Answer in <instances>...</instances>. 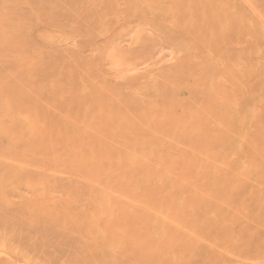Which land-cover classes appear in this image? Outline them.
I'll list each match as a JSON object with an SVG mask.
<instances>
[{"label": "bare ground", "instance_id": "obj_1", "mask_svg": "<svg viewBox=\"0 0 264 264\" xmlns=\"http://www.w3.org/2000/svg\"><path fill=\"white\" fill-rule=\"evenodd\" d=\"M71 1L80 7L68 33L0 29L11 66L0 77V132L8 146L20 147L3 159L39 163L23 169L12 189L37 192L30 200L43 207L58 199L83 221L86 239H101L111 256L134 251L155 264L196 252L205 264H220L239 252L245 234L259 243L264 0H161L168 7L155 16L179 26L192 51L164 80L162 100L149 106L131 103L119 88L104 93L109 82L98 76L95 59H86L84 77L73 71L76 53L87 58L94 35L84 22L97 29L108 16L140 19L143 8L133 0ZM19 12L16 23L6 14L0 28H25Z\"/></svg>", "mask_w": 264, "mask_h": 264}, {"label": "rangeland", "instance_id": "obj_2", "mask_svg": "<svg viewBox=\"0 0 264 264\" xmlns=\"http://www.w3.org/2000/svg\"><path fill=\"white\" fill-rule=\"evenodd\" d=\"M155 1L143 3L133 0L137 8H143L140 19L125 17L112 22L108 16L97 29L93 20L84 22L85 31L93 32L94 35L91 42L87 36L82 39L83 44L88 40L89 46H86L88 50L85 52L87 58L76 53L77 67L73 71L84 77L90 71L86 59H95L98 76L109 82L105 85L104 93H114L119 88L131 103L138 101L147 106L162 100L165 94L162 86L164 80L175 73L184 55L191 53L192 45L179 26H174L170 21L164 23L158 20L155 15L160 16L161 10L163 12L168 5L161 0ZM5 2H10V8L3 7ZM78 7L80 3L71 0H0V20L7 14L16 23V16L21 14L19 11L22 8L26 22L25 28L0 29L20 33H68L72 13ZM146 9L153 10V14L147 15ZM50 46L54 52L59 49L57 43H51ZM67 48L74 49V44L71 42ZM8 69L11 66L7 54L0 49V77H5ZM188 96L186 93L184 98ZM19 148L17 145L8 146L6 135L0 132L2 160L8 150ZM10 163L0 161V264H150V261L138 257V254L134 256V251L125 255L116 252L111 256L107 244L101 239L92 242L87 240L83 221L61 205L58 199H52L43 207L30 200L32 195L38 198L37 192L30 194L24 187L13 190L12 185L24 177L22 170L27 167L34 169L39 163L25 161L20 166ZM85 168L84 165L81 167L83 172ZM71 182L72 179L66 175V187H70ZM27 198L30 200L28 203ZM249 237L251 235L245 234L242 238L239 252L232 257H224L218 263L264 264V233L259 237V243ZM90 243L93 247L88 246ZM111 244L113 248L119 246L118 241ZM138 250L143 251L141 247ZM156 262L205 264L196 252L185 261L176 255L158 258Z\"/></svg>", "mask_w": 264, "mask_h": 264}]
</instances>
